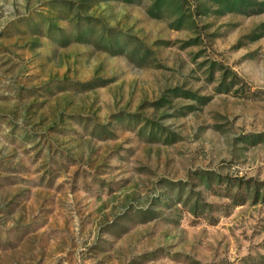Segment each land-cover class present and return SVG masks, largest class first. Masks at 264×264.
Wrapping results in <instances>:
<instances>
[{
    "label": "rangeland",
    "instance_id": "rangeland-1",
    "mask_svg": "<svg viewBox=\"0 0 264 264\" xmlns=\"http://www.w3.org/2000/svg\"><path fill=\"white\" fill-rule=\"evenodd\" d=\"M0 264H264V0H0Z\"/></svg>",
    "mask_w": 264,
    "mask_h": 264
}]
</instances>
